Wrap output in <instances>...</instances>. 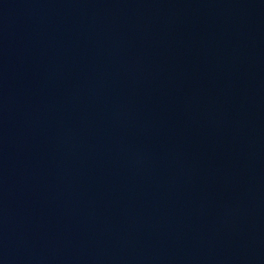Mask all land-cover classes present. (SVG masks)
<instances>
[{"label": "water", "instance_id": "obj_1", "mask_svg": "<svg viewBox=\"0 0 264 264\" xmlns=\"http://www.w3.org/2000/svg\"><path fill=\"white\" fill-rule=\"evenodd\" d=\"M0 264H264V0H3Z\"/></svg>", "mask_w": 264, "mask_h": 264}]
</instances>
